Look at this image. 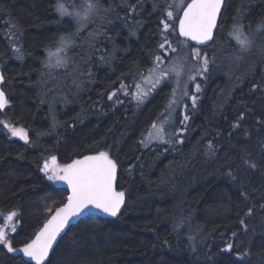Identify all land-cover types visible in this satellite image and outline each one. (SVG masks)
I'll return each instance as SVG.
<instances>
[{"label": "trees", "instance_id": "obj_1", "mask_svg": "<svg viewBox=\"0 0 264 264\" xmlns=\"http://www.w3.org/2000/svg\"><path fill=\"white\" fill-rule=\"evenodd\" d=\"M60 2L73 16H61L57 0H0V71L9 101L0 111V225L16 213L13 247L31 241L67 197L46 180L45 161L55 156L63 166L105 151L117 164L125 206L112 220L87 217L71 227L50 264H264V59L202 86L199 104L182 111L188 119L176 124L178 132L171 129L174 143L142 149L174 90L164 85L141 108L132 95L165 36L181 46L160 23L180 0ZM88 3L96 8L85 16ZM237 22L255 49L251 36L264 22V0H225L212 45L199 50L240 56L230 35ZM62 37L61 56L69 60L55 67L48 54ZM76 69L87 83L84 105L72 116L63 106L72 101ZM9 128L24 129L27 142ZM228 244L232 251H223ZM0 264L25 263L0 246Z\"/></svg>", "mask_w": 264, "mask_h": 264}, {"label": "snow or ice", "instance_id": "obj_2", "mask_svg": "<svg viewBox=\"0 0 264 264\" xmlns=\"http://www.w3.org/2000/svg\"><path fill=\"white\" fill-rule=\"evenodd\" d=\"M223 4L224 0H190L186 4L183 0H180V3L175 5V11H167L166 17L161 19L160 23L163 25V33L171 32L175 34L178 30V35L185 38L184 41H178V43L185 46H189L188 41L205 44V42L213 39V29L217 27V18ZM169 7L173 6L170 5ZM95 8L96 5L88 3L85 16ZM56 10L61 16H73V13L69 12L65 4L61 3L60 0H57ZM79 15V13H75V17H79ZM242 29L243 25L237 22L233 25L230 35L234 37L242 50H247L251 45V41L244 35ZM260 30H264V23L257 26V31ZM61 44H65L63 37L61 38ZM165 45L168 46L166 51L172 53L177 52V48L172 46L167 36H165L163 42L158 47L165 49ZM189 56L198 60L202 59V71L197 69L196 75H202L203 72L208 71L207 65L209 60L206 55L202 56L198 48L191 47ZM164 59L165 57L163 55H157L155 61L159 63L148 69L149 77L146 78V82L151 85V88H155L162 80H166L169 77L170 71L175 72L177 76L180 74L176 67H172L171 69L161 68L157 74L159 64H162ZM57 63H60L59 59ZM196 75H189L188 79L194 81ZM0 80H3V76H0ZM177 84H179V80H177ZM195 87L196 92H200V84L197 83ZM188 94L186 90L183 92L185 96ZM146 95L147 92L137 85V100H142ZM109 99H112V96H109ZM197 99L198 97L196 95L191 96L192 107L196 106ZM8 103L9 101L5 93L0 91V109H3ZM187 119L188 117L185 116L184 120ZM238 119L242 120L243 115ZM164 123H167L166 119L162 121L159 127L156 124L152 125L153 131L149 134L150 139L163 141L165 134ZM5 127H8V125H5ZM234 127H239V124L237 123ZM9 131L13 136H17L27 142L28 136L24 129L9 128ZM211 148L212 145L209 144V149L211 150ZM245 163L249 162L246 160ZM249 166L251 168L257 167L255 163H250ZM43 171L46 173L51 172L48 175L49 180L63 181L68 185L71 194L67 197V203L62 207H58L51 219L36 233L35 238L29 242H25L23 247L19 249L13 247V243L7 232L8 225L16 213H9L6 217L5 224L0 225V246L6 247L8 252H22L23 256L28 258L25 264H33V262L34 264H45L50 250L53 249L54 242L57 241V238L69 226V222L74 217L81 215L88 208L98 209L114 217L124 203L125 193L123 191H117L115 188L117 164L110 158L108 152L99 151L96 155L85 156L83 159L73 160L71 163L64 164L63 166L57 165L56 157L53 156L51 158V164L45 162ZM251 211L249 209V214H251ZM243 223L244 221L241 220V224ZM11 231H16L14 226L11 228ZM232 249L233 245L228 244L223 251L231 252ZM237 255L239 258V254ZM48 264H50V261H48Z\"/></svg>", "mask_w": 264, "mask_h": 264}, {"label": "rangeland", "instance_id": "obj_3", "mask_svg": "<svg viewBox=\"0 0 264 264\" xmlns=\"http://www.w3.org/2000/svg\"><path fill=\"white\" fill-rule=\"evenodd\" d=\"M264 23V22H263ZM257 30V29H256ZM248 38V37H247ZM253 43L255 44V49L253 47H249L247 50H242L240 45L238 47V51L241 53L240 56L235 55H229L225 57V59H219L216 56V52L219 53L216 50H210L208 51H201L202 56L210 55L211 60L207 65L208 71L203 72L202 75H196L197 69H200L202 71V59L198 60L196 58H191L189 56L191 48L186 47L185 45H182L177 49L176 53H172L170 51H166L168 48L165 46V49H160L159 55H163L165 57L164 62L162 64H159V68L157 69V74L159 73V69H171L172 67H176V69L179 71V76L175 74V72L170 71L169 77L166 80H162L160 84H158L155 88H151V85L146 82V78L149 77V73L147 76L140 77L136 83L140 84V88L143 89L145 92H147V95L142 98V100L138 101L136 98L135 91L132 95V101L134 105L137 108H141L152 96L155 92H157L159 89H161L164 85H167L170 89V93L175 90L171 97L168 98L166 108H165V115L160 118V122L167 120V123L163 124V127L165 129L164 139L163 141L156 140V139H150L149 134L153 131V128L151 127L149 132L145 135L143 139L142 149H146L151 145H171L174 143L176 139V135H173L171 129L173 131L178 132V126L176 124H183L186 122L184 120L185 115L183 114V110L187 108L186 106L192 105L191 96L196 95L199 96L200 92H196L195 84H200V86H204L203 89L206 88V86L213 84V83H221L222 80L227 79V73L229 71H235L238 75H241L242 71H245V73L252 69L253 67H256L260 64V62H263L264 59V30H260L256 32L253 36H251ZM249 40V39H248ZM60 41V40H58ZM56 41L53 47L54 49L48 54V58L52 59V62L54 66L58 67L62 62L68 63V60H65V57L63 58L61 54L65 52V44H61V42ZM58 42V43H57ZM57 43V44H56ZM86 50V46H85ZM63 58V59H62ZM61 60L60 63H57V60ZM77 62H80V60H76ZM159 62L154 63V65L158 64ZM153 65V66H154ZM182 65V67H181ZM232 65V66H231ZM58 68H56L57 70ZM81 70H75L72 75H75L74 78H71V85H70V93L72 95V101H68V103H65L63 107L67 108V112H70L71 115H75L77 105L79 103H83V93L85 92V82H81L80 80L83 78V74H79ZM189 75H196V79L189 80ZM177 80H179V84H177ZM170 82V83H168ZM181 82V84H180ZM238 80H234L233 84H237ZM192 88V90H190ZM194 88V89H193ZM137 90V88H136ZM187 91L189 94L187 96L183 95L184 91ZM169 93V95H170ZM199 104V101H196V105ZM81 105V104H80ZM175 115V118H174ZM183 121V123H181ZM161 123L156 124L157 127L161 125ZM145 146V147H143ZM51 164V161H45ZM45 164V163H44ZM57 164V163H56ZM58 165V164H57ZM44 167V166H43ZM42 173L44 174L46 180L51 183L52 185H57L58 181L56 180H49L48 175L51 174V172L46 173L42 170ZM6 217H4V221L1 222V225L5 224ZM16 215L13 217V220L8 225L7 232L8 236L13 234L14 232L11 231V228L14 226L15 229H17L18 224L15 221ZM76 226V225H75ZM68 233V232H67Z\"/></svg>", "mask_w": 264, "mask_h": 264}, {"label": "water", "instance_id": "obj_4", "mask_svg": "<svg viewBox=\"0 0 264 264\" xmlns=\"http://www.w3.org/2000/svg\"><path fill=\"white\" fill-rule=\"evenodd\" d=\"M189 2H190V1H189ZM223 7H224V4H223V6H222V8H221V11H220V14L218 15V18H217V27H218V23H219V20H220V16H221V13H222ZM180 14L182 15V13H180ZM217 27H216L215 29H213V39H212V40H209V41H207V42H205V44H197L195 41H188L187 43L190 44L192 47H196V48H200V49L208 48V47L212 44V42H213V40H214V36H215L216 30H217ZM177 37H178V39H179L180 41H184V40H185L184 37L178 35V30H177ZM0 76H2L1 71H0ZM2 85H3V80H0V91H3V90H2ZM5 96H6V95H5ZM2 110H3V109H0V111H2ZM93 155H96V154H93ZM86 156H89V155H86ZM84 157H85V156L80 157V158H77V159H83ZM77 159H75V160H77ZM70 163H71V162H70ZM117 173H118V168H117V172H116L115 188H116L117 177H118V176H117ZM56 187H57L59 190H62V191H64V192H66V193H67V197L71 194V190H70V188H69L68 185H67L65 182H63V181H58ZM116 190H117V188H116ZM117 191H119V190H117ZM67 197H66V199H65L64 204L67 203ZM125 203H126V197L124 196V203L121 205L120 211H119V212L117 213V215L114 216V217H113V216H110V215H108V214H106V213H103V212H101L100 210L95 209V208H92V207H90V208H88L87 210H85L81 215H79V216H77V217H74V218L69 222V226L65 229V231H64L63 233H61V235L57 238V241L54 242V244H53V249H51L50 252H49V257L51 256V254L53 253V251H54L55 248L57 247V245H58V243L60 242V240L66 236L68 230H69L71 227L77 225L81 220H83V219H85V218H87V217H95V218H99V219H101V220H105V221H106V220H112V219H114V218H116L117 216L120 215V213L122 212V210H123V208H124V206H125ZM64 204H63V205H64ZM63 205H62V206H63ZM62 206H61V207H62ZM54 214H55V210H54V212L51 214V216H50L49 219H51V217H52ZM49 219H48V220H49ZM48 220H47V221H48ZM47 221H46V222H47ZM46 222H45V223H46ZM45 223H44V224H45ZM43 226H44V225H43ZM43 226L41 227V229L43 228ZM41 229H40V230H41ZM40 230H39V231H40ZM39 231H38V232H39ZM38 232H37V233H38ZM34 238H35V236H34ZM34 238H33V239H34ZM20 248H22V247H20ZM18 249H19V248H18ZM10 254L13 255V256H15V257H19V258H21L22 261H23L24 263H25V261L28 259L27 257H24V256H23V253H22V252H18V251H17V252H10ZM49 257L47 258L45 264L47 263ZM33 264H34V262H33Z\"/></svg>", "mask_w": 264, "mask_h": 264}, {"label": "bare ground", "instance_id": "obj_5", "mask_svg": "<svg viewBox=\"0 0 264 264\" xmlns=\"http://www.w3.org/2000/svg\"><path fill=\"white\" fill-rule=\"evenodd\" d=\"M212 43H213V42H212ZM211 45H212V44H211ZM211 45H210V46H211ZM210 46H209V47H210ZM94 218H95V217H94ZM98 219H99V218H98ZM38 231H39V230H38Z\"/></svg>", "mask_w": 264, "mask_h": 264}]
</instances>
